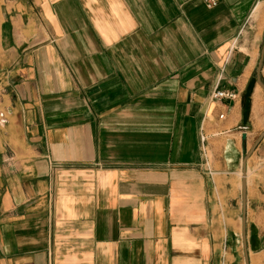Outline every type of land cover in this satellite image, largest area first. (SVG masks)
Masks as SVG:
<instances>
[{
    "label": "crops",
    "instance_id": "1",
    "mask_svg": "<svg viewBox=\"0 0 264 264\" xmlns=\"http://www.w3.org/2000/svg\"><path fill=\"white\" fill-rule=\"evenodd\" d=\"M263 50L264 0H0V264L263 251Z\"/></svg>",
    "mask_w": 264,
    "mask_h": 264
},
{
    "label": "built area",
    "instance_id": "2",
    "mask_svg": "<svg viewBox=\"0 0 264 264\" xmlns=\"http://www.w3.org/2000/svg\"><path fill=\"white\" fill-rule=\"evenodd\" d=\"M204 2L206 6H208L209 8H213L218 4L219 0H204ZM236 97L237 94L235 92L226 89H221L218 84L212 89L210 94V98L212 100H222L225 98L234 99ZM220 117H224V115L221 114ZM207 139L208 137L206 134H200V150L204 158H207ZM221 264L224 263L222 262Z\"/></svg>",
    "mask_w": 264,
    "mask_h": 264
},
{
    "label": "water",
    "instance_id": "3",
    "mask_svg": "<svg viewBox=\"0 0 264 264\" xmlns=\"http://www.w3.org/2000/svg\"><path fill=\"white\" fill-rule=\"evenodd\" d=\"M263 57H264V50L262 52L261 60L258 64L256 74L249 81L247 88L245 90V93H244L243 117H244V124L245 125H247V122H248L251 97H252V94H253V91H254L256 84H259L264 89V81L262 80V77H261ZM243 188H245V181L244 180H243ZM243 236L245 237V231L243 232ZM246 256H247V252H246ZM247 264H249V262H247Z\"/></svg>",
    "mask_w": 264,
    "mask_h": 264
},
{
    "label": "rangeland",
    "instance_id": "4",
    "mask_svg": "<svg viewBox=\"0 0 264 264\" xmlns=\"http://www.w3.org/2000/svg\"><path fill=\"white\" fill-rule=\"evenodd\" d=\"M259 60H260V58L258 57L255 69H254L253 74H252L253 76H255V74H256V71H257L256 68H257ZM263 66H264V57H263L262 69H263ZM261 77H262V80L264 81V71H263V73L261 72ZM257 90H260V89H257ZM263 168H264V165L262 164V165L254 166L253 168L251 167L249 169L248 180L250 182V185L253 184V179H254L255 176H260L259 175V171H262ZM248 258H249L248 259L249 260V264H264V250L263 251L252 252V253L248 254ZM240 264H246L245 257L243 255L240 257Z\"/></svg>",
    "mask_w": 264,
    "mask_h": 264
},
{
    "label": "bare ground",
    "instance_id": "5",
    "mask_svg": "<svg viewBox=\"0 0 264 264\" xmlns=\"http://www.w3.org/2000/svg\"><path fill=\"white\" fill-rule=\"evenodd\" d=\"M257 85H259V84H257ZM259 86H260V85H259ZM260 87H261V86H260ZM261 88H262V87H261ZM262 89H263V88H262ZM263 90H264V89H263ZM245 127H246V125H245ZM246 252H247V251L245 250V261H246V264H247V262H249V260H248L249 258H248V253H247V256H246ZM222 262H223L224 264H227L224 258H222V259L220 260L219 264H221Z\"/></svg>",
    "mask_w": 264,
    "mask_h": 264
}]
</instances>
